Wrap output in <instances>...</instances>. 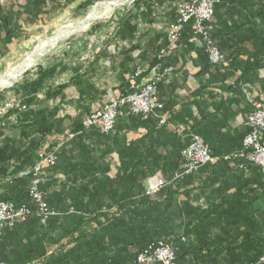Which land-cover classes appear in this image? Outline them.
Returning a JSON list of instances; mask_svg holds the SVG:
<instances>
[{
    "label": "crops",
    "instance_id": "obj_1",
    "mask_svg": "<svg viewBox=\"0 0 264 264\" xmlns=\"http://www.w3.org/2000/svg\"><path fill=\"white\" fill-rule=\"evenodd\" d=\"M9 1L5 0L0 8L7 7ZM157 1L132 4L121 17L108 23L106 30L66 42L16 84L8 97L15 92L21 95L26 109L18 114L13 129L0 130V150L7 155V160L0 157V167L6 170L0 176V194L8 186L3 184L7 173L12 166H18L19 155L35 139L38 148L52 146L56 136L77 131L82 120L100 109L109 96L127 93L128 79L136 67L144 70V77L151 76L155 55L166 42L165 28L177 16L173 2ZM217 6L213 20L220 31L216 34L219 47L228 55L246 58L245 52L230 48L235 39L231 28L247 23L253 16V57L264 59V0L233 1L230 6L222 1ZM48 18L39 19L36 25L21 21L20 29L25 25L38 27ZM190 30L188 25L177 48L162 60V66L170 69V79L158 85L157 97L163 107L158 114H168L169 118L165 124H160L158 118H150L157 122L158 128H163L162 140H155L154 130L150 132L131 122L130 118L139 117H126L120 112L117 119L120 125L116 121L117 128L112 134L88 130L67 142L58 152L55 167L44 171L40 190L55 212L52 218L78 215L89 219L73 231V238L79 240L65 238L54 242L75 226L68 220L41 229L37 219L31 218L0 233V258L4 262L40 264L61 249L74 248L76 252L69 264H120L121 257L114 256L120 242L105 228L113 217L127 214L139 221L153 217L157 227L161 226L162 218L168 219L167 227L196 217L211 221L196 230L198 236L185 238L189 246L177 264L253 262V235L264 240V180L256 167L257 171L251 166L246 172L229 163L206 165L179 181L182 186L170 204L164 206L165 210L156 211L147 205L136 210L127 206L120 211L110 208L116 202L131 199L129 185L137 182L144 194L147 178L165 177L160 171L153 172L161 169L160 160L157 164L154 160H142L146 147L155 149L158 155L171 150L177 153V147L172 149L167 144L169 135L189 142L187 136L191 133L201 137L214 153L233 152L247 132L244 122L252 103L264 100V86L258 82L264 80V69L243 77L238 70L220 75L192 40ZM246 50L252 53L249 48ZM153 122L150 124L155 125ZM133 174L136 182L125 177ZM171 212L178 213V222L169 221ZM248 218L254 219L258 227L242 226L243 219ZM242 232H250L248 241L239 236ZM126 249L129 254L134 253L136 246Z\"/></svg>",
    "mask_w": 264,
    "mask_h": 264
},
{
    "label": "built area",
    "instance_id": "obj_2",
    "mask_svg": "<svg viewBox=\"0 0 264 264\" xmlns=\"http://www.w3.org/2000/svg\"><path fill=\"white\" fill-rule=\"evenodd\" d=\"M5 0H0V5ZM174 1L177 17L166 30L165 45L155 55V64L151 69V76L144 77L141 67L135 69L134 74L128 79L126 94H113L108 97L105 104L80 123L77 131H67L54 139L52 146H43L36 155L35 163L16 172H8L3 184L12 185L21 179L29 180L28 196L32 207L16 205L11 201L0 200V233L13 230L18 225L24 224L30 217H35L41 226H46L55 212L45 201V196L40 190L44 171L55 167L58 161L59 150L78 134L97 130L103 135H110L115 127L120 109L127 116H137L141 120L151 117L159 119L160 124H165L169 115L159 116L162 105L158 101L157 88L161 83H167L170 78V69L162 66V60L169 56L187 28L190 25L193 41L200 46L206 54L209 65L219 68L224 72L228 66V57L216 46L212 39L213 15L218 0H169ZM24 103L15 98L9 99L0 105V130L13 112H23ZM12 113V114H11ZM244 127L247 134L242 141V149L220 159L214 157L204 140L192 135L188 144L181 151L182 165L170 180H164L159 175L146 179L144 195L152 197L167 186L183 181L199 171L202 167L215 164L219 160L227 162L239 170H245L248 165L259 169L264 180V100L252 103V109L246 116ZM184 241V239L182 240ZM176 249L172 243L157 241L137 253L134 264H177ZM0 264H8L0 258ZM31 264V263H25ZM255 264H264V254Z\"/></svg>",
    "mask_w": 264,
    "mask_h": 264
},
{
    "label": "trees",
    "instance_id": "obj_3",
    "mask_svg": "<svg viewBox=\"0 0 264 264\" xmlns=\"http://www.w3.org/2000/svg\"><path fill=\"white\" fill-rule=\"evenodd\" d=\"M75 1L77 0H10L7 7L0 8V46L5 47L12 40V36L14 34L20 33L19 30H20L21 21L27 20L30 23H35L39 19L53 16L55 13L64 10L68 5L73 4ZM97 1L99 0H88V4L95 3ZM141 1L143 0H135L133 5H137ZM218 1L219 3L217 5H219L220 2L223 1L224 4L230 6V4L233 1L246 2L249 0H218ZM88 4L86 3L84 5H81L80 8H85ZM217 5L215 6L214 13L217 10L216 8L218 7ZM213 28L214 29L212 32V39L215 42L216 46L220 48L218 43L216 42V34L220 31L216 27V21L214 20H213ZM231 30L233 31V33L235 32L234 34L235 39L230 48L243 51L242 53L245 52L247 56L246 58H240L239 55H232V54L228 55L227 52H224L222 48H220L221 51L230 60L229 70L220 75L225 76L228 75L230 71L238 70L241 72V76L243 77L249 74H253L258 70L264 69V59L253 57V16L249 18L247 23L244 22L238 27L231 28ZM242 46L244 47L243 50H241ZM246 46L252 51V53L247 52L248 50H246L247 49ZM259 81L262 84V86H264V80L259 79L258 82ZM23 89L25 88L23 87ZM122 114L124 115V113ZM130 119L133 120V121L131 120V122L135 123L136 127L137 126L146 127L150 132L154 130L156 132L154 134L156 141H161L162 140L161 137L165 135L163 128L162 127L158 128L157 122H153V120H151L150 118L146 120H140V118H130ZM150 122L155 123V125L150 124ZM118 124L120 125V122L118 123L117 121V126ZM117 126L115 125L113 132L116 130ZM246 134L247 132L244 133L241 139L240 147L237 150H234L233 152L230 153L217 154L214 153L209 148L212 155L220 159L223 156H227L240 151L242 149L243 138L245 137ZM37 142L38 139H35L32 142V144L27 148V150H25L19 155V160L17 162L18 166L17 165L13 166L14 168H11L10 171L15 172L21 166L30 167L33 164V159L36 155ZM187 142H188L187 139L185 140L184 138H181L176 135H169L167 144L170 147H172V149L174 147H177L178 148L177 153L171 150V152L166 151L165 153H161L158 155L155 149L151 150L150 147L148 146L145 148L146 152L144 153V157H142L143 158L142 160H151V161L154 160L155 164H157L158 161L160 160L162 166L161 169L156 168L153 170V172L160 171L165 176L163 177V179L168 180L169 178L172 177L169 175H173L180 170L182 165L180 152L187 145ZM0 157H2L3 159L5 158V160H7V155L5 154L4 150H0ZM217 163H227V162L219 160ZM233 167L234 169L239 170L237 167L235 166ZM250 168L251 165H248L245 170H240V171L247 172ZM5 171H6L5 169L3 170V168L0 167V176H3L5 174ZM125 177L127 179H130L131 181L133 180L136 182L137 180L136 174ZM260 178L262 179L261 176ZM180 184H182V182H175L173 185L167 186L164 189H162L156 195L149 197L141 193L140 186L136 182L135 185H129L127 187L128 190L130 191L131 199L128 202H116L110 208L114 207L116 211H120L122 208L127 206L136 210L139 208V206L147 205L148 206L147 208H153L156 211H161V209L165 210L164 206L170 204L169 201L173 199L174 195L176 194L180 186H182ZM117 187H119V185ZM28 189H29L28 179L17 180L12 185H8L7 187H5V189L0 194V200L11 201L16 205H27L29 207H32L28 196ZM87 189L88 188L85 187L84 189L85 192ZM114 194L116 195V192H114ZM45 201L48 204L47 197H45ZM31 218H35V217H30L28 220H30ZM170 218L171 219H169V221H171L172 223L174 221L175 222L179 221L178 213L175 214L171 212ZM28 220L25 223H27ZM64 220L65 221L68 220L70 222V225H75V226L72 229L67 230L68 232H66L65 234L59 235L54 242L58 243L60 239H65V238L72 239V241L74 242L78 241L79 237L77 239L73 238L75 235L73 231L77 229V227H80L82 224H84L85 221L89 220L85 217H81L78 215H71L68 218L54 217L48 220L46 226H41L38 223V221L37 220L36 221L39 227L43 229L47 226H51L52 224L62 225L61 222H63ZM154 220L155 219L153 217H149V218L146 217L144 219H140L139 221L138 219H132L128 217V214L125 216L119 215L118 217L112 218L111 223L106 226L105 230L111 231L112 236L114 238H117V241L120 242L121 247L119 248L117 247L118 250L115 249L116 251L114 255V256L118 255L121 257L122 263L120 264H126L125 261L130 262V264H134L137 253L147 248L151 243L157 241H167L173 244V246L176 249L175 252L176 263H178L180 257L184 255L186 249L189 246L188 244H186L185 238L193 234L198 236V233H196L197 229L202 228L204 225H208L209 223H212L206 217L205 218L196 217V218H191L188 221L186 220H184V222L180 221L177 223L178 225H176V227L173 225L167 227L166 222L168 221V219L162 218L161 226L157 227L154 225ZM212 221L216 223V220H212ZM242 226L246 228L253 226L254 228V227H258V223L254 219L248 218V219H243ZM239 236L242 237V240H247V241L251 237L250 232H242L240 233ZM254 237L255 236L253 235V254H254L253 262L248 264H255L258 258L264 254V240L262 241L259 237H255V238ZM183 239L184 241H182ZM133 245L136 246V250L134 251V253L129 254L126 248L128 246H133ZM243 245L247 247L246 243H242V246ZM225 249L227 250V247H225ZM75 252L76 251L74 248L70 250L61 249L57 253H55V255H52L50 258H48V260L40 264H69L70 261L73 259V255ZM41 256L42 255H40V257ZM199 257L201 258V256Z\"/></svg>",
    "mask_w": 264,
    "mask_h": 264
},
{
    "label": "rangeland",
    "instance_id": "obj_4",
    "mask_svg": "<svg viewBox=\"0 0 264 264\" xmlns=\"http://www.w3.org/2000/svg\"><path fill=\"white\" fill-rule=\"evenodd\" d=\"M113 1L115 0H99L95 3L88 4V0H78L75 3L68 5L64 10L59 11L58 13H55L54 16H50L48 19H44V21H42L38 27H35V26L29 27V25L23 26V30L21 29L19 30L23 34H14L12 36V40L5 47L0 48V77L8 74L9 72L15 71L19 67H21L25 59L32 53L36 52V48L39 46V44L42 41H46V40L54 38L56 33L64 27H67L71 24H75L77 22L85 20L90 15V13L92 12V9L95 6L99 4H103V3L113 2ZM134 1L135 0H121L122 3L120 2V4L117 7L113 8V10L111 11L108 17L91 22L85 30L81 32L79 31V33L72 34L66 39H64L63 41H60L56 45H54L51 48V50L46 52L43 56L39 57L38 60L36 59L37 60L36 62L32 63L29 67H27L29 69L25 73H23L18 79H16V81H11L8 83L7 86L0 87V105L5 103L9 99H13V98L23 103L22 96L16 94V92L14 93V95L8 97V94L12 90L16 89L15 88L16 84L19 83L21 79H23L28 73H30L34 69H37L40 63L44 61V59H46L50 54L58 51V49L61 46H63L66 42H70L72 41V39L85 35V34H90V33L92 34V33H97L100 30L101 31L106 30L108 23H110L112 20L118 17H121L124 13L127 12V10L131 9V6L134 3ZM171 2H173L174 5L176 3L174 1H171ZM86 3L88 5L85 8H80L81 5H84ZM174 5H172V8L175 12L176 6ZM34 24L35 23L31 25H34ZM168 26L165 28V34H166V30ZM197 47L199 49H202L200 46H197ZM228 61H229L228 66L225 68L224 72H221L219 68H216L220 74H223L229 70V66H230L229 58H228ZM120 112L124 113L123 109H120ZM19 113L18 112L17 113L13 112V114L11 113L12 114L11 119L10 118L7 119V123L2 130L6 131L8 129H13L18 122ZM192 135L193 134L190 133L189 136H187V138H189L190 140V137ZM59 136H56V138ZM41 148L42 147H39V148L37 147L36 152H38ZM11 168H13V166ZM9 172H13V171H9Z\"/></svg>",
    "mask_w": 264,
    "mask_h": 264
},
{
    "label": "bare ground",
    "instance_id": "obj_5",
    "mask_svg": "<svg viewBox=\"0 0 264 264\" xmlns=\"http://www.w3.org/2000/svg\"><path fill=\"white\" fill-rule=\"evenodd\" d=\"M120 2L121 0H115L113 2L99 4L92 9V12L85 20L64 27L56 33L54 38L42 41L36 48V52L29 55L22 63L21 67L0 77V87H5L9 82L16 81V75L22 74L24 71L28 70L29 68L27 67L36 62L38 58L45 54L48 50H51V48L58 42L63 41L72 34L85 30L91 22L108 17L113 8L117 7Z\"/></svg>",
    "mask_w": 264,
    "mask_h": 264
},
{
    "label": "water",
    "instance_id": "obj_6",
    "mask_svg": "<svg viewBox=\"0 0 264 264\" xmlns=\"http://www.w3.org/2000/svg\"><path fill=\"white\" fill-rule=\"evenodd\" d=\"M48 51H49V50H48ZM48 51H47V52H48ZM43 55H44V54H43ZM43 55H41V56H43ZM26 61H27V60H26ZM26 71H27V70H26ZM26 71H24L23 73H25ZM23 73H22V74H23ZM22 74H18V75H16V76H15V79H18Z\"/></svg>",
    "mask_w": 264,
    "mask_h": 264
}]
</instances>
